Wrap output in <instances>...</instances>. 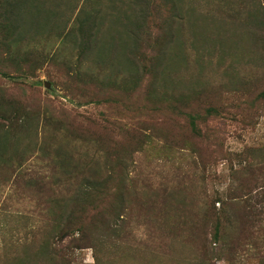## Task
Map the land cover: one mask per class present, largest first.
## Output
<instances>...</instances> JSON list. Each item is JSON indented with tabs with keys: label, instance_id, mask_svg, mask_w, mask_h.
<instances>
[{
	"label": "rangeland",
	"instance_id": "374dc122",
	"mask_svg": "<svg viewBox=\"0 0 264 264\" xmlns=\"http://www.w3.org/2000/svg\"><path fill=\"white\" fill-rule=\"evenodd\" d=\"M0 264H264V0H0Z\"/></svg>",
	"mask_w": 264,
	"mask_h": 264
},
{
	"label": "trees",
	"instance_id": "16d2710c",
	"mask_svg": "<svg viewBox=\"0 0 264 264\" xmlns=\"http://www.w3.org/2000/svg\"><path fill=\"white\" fill-rule=\"evenodd\" d=\"M50 259H51V257H50ZM96 260V259H95ZM19 262V261H18Z\"/></svg>",
	"mask_w": 264,
	"mask_h": 264
}]
</instances>
